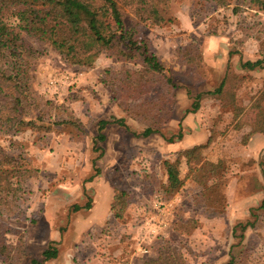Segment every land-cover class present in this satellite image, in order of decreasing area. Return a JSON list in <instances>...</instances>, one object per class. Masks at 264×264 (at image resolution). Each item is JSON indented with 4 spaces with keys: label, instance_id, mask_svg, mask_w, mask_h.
Listing matches in <instances>:
<instances>
[{
    "label": "rangeland",
    "instance_id": "374dc122",
    "mask_svg": "<svg viewBox=\"0 0 264 264\" xmlns=\"http://www.w3.org/2000/svg\"><path fill=\"white\" fill-rule=\"evenodd\" d=\"M167 16L166 23L144 24L139 30L174 85L169 93L161 90L159 81L152 84L151 80L145 88L140 99L144 105L151 107L161 98L168 109V121L148 137L137 136L147 122L136 116V104L122 99L133 113L127 115L100 82L118 87L124 71L140 69L137 59L120 62L101 53L91 67H83L64 62L46 48L30 62V88L41 103L65 105L73 115L84 112L88 118L79 133L70 126L38 130L42 124L33 118L32 126L14 136L0 134V148L22 157L29 174L26 194L16 205L0 207V238L13 248L12 264H141L156 257L160 244L180 248L189 264H225L232 256L238 264H264V218L246 231L241 243L232 236L233 225L246 221L250 208L264 198V135H249L251 124L264 113V64L254 70L241 66L264 57V9L249 0L223 4L169 0ZM226 73L223 96L209 94ZM73 97L78 100L75 106ZM195 101L197 111L186 113ZM233 106L242 109L236 121ZM44 109L49 115L44 125L55 113L67 118L65 111L49 105ZM114 118L123 119L127 130L111 122L104 130V142L95 144V123ZM9 141L14 142L12 148ZM197 145L205 160L219 163L218 177L208 183L212 186L209 204L195 199L200 187L189 178L180 155ZM93 159H97L99 181L112 190L127 191L132 200L121 218L112 217L97 230L78 228L75 216L82 210L73 209L93 201L94 190L87 182L94 173ZM166 160L176 162L183 180L172 197L162 187ZM48 198L53 200L49 218L59 233L56 241L44 215ZM49 244L57 249V257L44 261L41 253Z\"/></svg>",
    "mask_w": 264,
    "mask_h": 264
},
{
    "label": "trees",
    "instance_id": "16d2710c",
    "mask_svg": "<svg viewBox=\"0 0 264 264\" xmlns=\"http://www.w3.org/2000/svg\"><path fill=\"white\" fill-rule=\"evenodd\" d=\"M208 1L224 3V0ZM249 2L258 5L259 9H264V0H249ZM168 4L169 0H0V69L3 71V75L0 76V134L14 136L24 127L32 126L33 118L42 124L38 125V130L44 128L43 130L48 132L52 130L49 126H70L75 127L78 133L81 132L83 124L68 112L65 105H53L50 101H45L43 104L30 88V62L42 56L46 48L54 51L64 62L83 67H91L95 58L101 53H106L120 62L137 59L140 69L124 71L125 77L119 81L118 87L113 83H106V80L100 82L108 88L111 99L127 115L133 113H130L131 108L123 106L122 99L135 103L133 108L138 112L136 116L146 118L144 121L147 122V126L137 136L148 137L159 133V125L168 121V116H165L168 109L162 104L161 98L151 107L144 105L145 103L140 99L151 80L152 84L159 81L161 90L167 93L174 85L171 77L165 75L163 64L151 51L149 39L141 36L139 30L144 24L160 26L166 23L169 20ZM107 20H110V24ZM35 44L43 49L35 47ZM187 60L191 61V59ZM263 64L264 57L254 62H243L241 66L247 70H254L262 68ZM227 85L228 73L219 86L209 94L222 97ZM196 98L199 99L200 95ZM75 100L76 98L73 97L70 101ZM48 105L58 112L65 111L67 118L55 113L54 119L49 121L48 125H44L43 121L49 116L46 115L44 106ZM198 107V102L195 101L192 109L186 110V113H194ZM255 108L259 109L258 103ZM35 111L37 116L34 117ZM241 111L240 107L233 106L234 121ZM55 118L58 121H55ZM111 122L127 130L123 119L99 120L95 144L99 141L104 142L103 130ZM255 133L264 135L263 112H260L251 124L249 135ZM176 138L180 140L181 133H178ZM71 139L75 137L71 136ZM168 141L172 142L173 139L170 138ZM13 145L14 142L9 141L10 148ZM201 149L202 147L197 145L183 150L180 155L188 166L189 178L200 187L195 199L209 204L212 186L208 183L218 177L220 168L219 163L213 164L205 160L201 156ZM93 150H100L102 153L98 147ZM91 162L94 173L87 181H91L99 174L95 166L96 160L93 159ZM163 164L167 175L166 183L162 185L163 191L167 197H172L183 186V180L179 177L176 162L166 160ZM261 176L264 183V169L261 170ZM28 178V169L22 157L11 156L0 148V207L7 209L16 205L19 198L28 191L26 187ZM131 203V196L127 191L115 189L111 204L113 218H121ZM89 207L90 203L87 202L84 207L74 205L73 209L78 211ZM262 218H264V198L256 207L250 208L249 218L246 221L233 225L232 236L238 239V244L242 242L246 231L255 229L257 222ZM12 249L11 245H6L0 238V261L3 264H12L9 261ZM41 255L44 261L55 259L57 249L49 244ZM32 263L34 264L35 261ZM141 264H189V262L180 248L160 244L156 257ZM225 264L238 263L232 256Z\"/></svg>",
    "mask_w": 264,
    "mask_h": 264
},
{
    "label": "crops",
    "instance_id": "0c3cea01",
    "mask_svg": "<svg viewBox=\"0 0 264 264\" xmlns=\"http://www.w3.org/2000/svg\"><path fill=\"white\" fill-rule=\"evenodd\" d=\"M94 87V86H93ZM97 89H99V85L95 86ZM71 104L73 106L78 104V100L76 99ZM74 117L78 119L82 124H85V120L88 118V115L84 112L81 114L74 113ZM105 120V119H100ZM99 121V120H98ZM97 121V122H98ZM97 122L96 129H97ZM109 125V124H108ZM105 126L104 130L107 128ZM103 130V132H104ZM97 162V159H95ZM92 164V162H91ZM95 166L97 167L96 163ZM100 174L95 176L90 183V188H93V201L90 203V207L88 209L81 208L80 211L75 216V221L77 222L78 228H91L94 227L96 230L102 228L108 221L112 219V212H111V204L114 197V190L111 189L108 185L104 184L103 181H99L100 177H98ZM90 182V181H87ZM68 198V195L65 196V199ZM53 202V200L50 201V198L46 200L45 206H44V215L47 220V226L50 229L51 238L53 241H56L59 239V233L57 231L53 230V223L49 218V215L51 214V211H49L50 204ZM85 205V204H84ZM82 205V207L84 206ZM86 210V211H84Z\"/></svg>",
    "mask_w": 264,
    "mask_h": 264
}]
</instances>
